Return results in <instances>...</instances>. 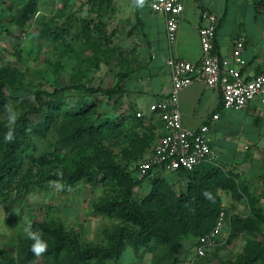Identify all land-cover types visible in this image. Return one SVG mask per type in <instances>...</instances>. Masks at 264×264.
<instances>
[{
    "label": "rangeland",
    "instance_id": "rangeland-1",
    "mask_svg": "<svg viewBox=\"0 0 264 264\" xmlns=\"http://www.w3.org/2000/svg\"><path fill=\"white\" fill-rule=\"evenodd\" d=\"M95 3L92 7L89 0H0V141L34 103L31 93L75 85L111 88L120 75L141 67L142 39L133 29L135 0ZM134 79L125 83L120 96H89L69 89L58 97L62 109L56 122L42 134L30 135L21 153L22 170L31 179L29 189L18 193L0 187V251L16 259L22 246L33 241L24 232L26 225L43 240L60 232L72 235L81 246H105L108 235L127 226L107 208L118 191L114 181L101 175L91 181L86 176L59 179L80 169L101 174L109 166L123 168L139 182L133 193L137 201L148 196L154 178L169 184L177 195L187 192L182 175H139V165L154 145L156 123L150 124L146 115L135 119L136 112L143 111L129 101ZM87 108L72 118L64 115ZM217 193L228 222L204 257L193 256L196 237L179 234L172 253L153 241L137 250L126 243L119 257L107 264H232L247 240L263 239L264 222L249 212L236 213L229 205L228 198L236 201L231 192ZM232 223L238 228L234 235ZM30 264L61 263L36 254Z\"/></svg>",
    "mask_w": 264,
    "mask_h": 264
},
{
    "label": "trees",
    "instance_id": "trees-1",
    "mask_svg": "<svg viewBox=\"0 0 264 264\" xmlns=\"http://www.w3.org/2000/svg\"><path fill=\"white\" fill-rule=\"evenodd\" d=\"M95 1L97 5H102L108 0H89L92 7H95ZM263 3L264 0H260L255 6ZM138 9L136 4L134 30L142 23L138 16ZM19 24L22 23L19 22ZM1 26L0 18V29ZM213 50L217 51L215 44ZM135 77L136 70H131L120 75L118 83L111 88H87L75 85L55 89L52 92L35 91L31 93L34 103H31L29 109L17 118L12 128L5 131L0 141V187L6 191L13 190L18 193L29 189L31 179L27 178L25 171L22 170L23 147L30 135H40L56 122L62 109V104L58 102L61 94L69 89H75L80 94L89 96L99 95L109 98L120 96L126 91L125 83ZM97 103V101L92 103L91 107H96ZM86 110L88 108L73 113L65 111L64 115L72 118L85 113ZM135 119L140 120V118ZM111 124L116 123L111 122ZM85 130L86 128H83L79 131ZM9 132L14 134L12 141L5 139ZM149 174L150 172L145 177H149ZM175 174L187 179L185 194L177 195L169 184L160 178H154L150 193L141 201L135 200L133 196L134 188L139 185V182L133 181L128 172L116 165L109 166L101 174H92L80 169L71 177L59 176L60 180L67 182L70 178L76 180L85 176L91 181L99 175L102 179L114 181L118 186V191L107 208L127 226L118 227L108 235V242L105 246H81L72 235L58 232L52 240H45L48 244L47 251L40 254L61 264H107L110 259L119 257L126 243L137 250L140 247H147L151 241L167 246L172 253L177 248L176 240L179 234H191L197 240L212 230L222 207L218 190L231 192L236 201L241 198V195L237 194L240 185L236 178L226 174L221 167L215 164L202 163L190 172L178 170ZM205 192H210L212 198L206 197ZM246 201L250 216L264 222L262 211L257 206V200L246 197ZM232 226L234 227L233 234L238 228H235L234 223ZM169 231H174L173 236L169 234ZM33 243L34 241L24 244L16 259L10 257L7 252L0 251V264H30L36 256V253L32 251ZM232 264H264V236L262 240L255 238L247 240L242 253Z\"/></svg>",
    "mask_w": 264,
    "mask_h": 264
},
{
    "label": "crops",
    "instance_id": "crops-1",
    "mask_svg": "<svg viewBox=\"0 0 264 264\" xmlns=\"http://www.w3.org/2000/svg\"><path fill=\"white\" fill-rule=\"evenodd\" d=\"M259 1L183 0L176 39L169 43L164 18L150 10L151 0H144L142 5L135 0L142 22L137 27V36L142 39L139 49L144 62L136 71L129 101L143 111L150 124L156 123L152 129L154 144L166 130L158 117L149 112V106L170 90L166 65L169 58L192 63L200 60L198 30L202 25V9L210 10L219 19L214 37L216 53L229 59L234 39L243 36L242 57L246 66L242 68V75L249 78L264 72V3L256 7ZM179 109L185 127L198 128L206 122L212 123L208 139L217 153V166L234 176L240 185L237 194L241 198L238 201L228 198L229 205L234 206L236 213H248L246 197L254 198L264 217V106L253 102L243 110H225L221 107L218 89L194 82L180 92ZM214 114H219V119L212 122Z\"/></svg>",
    "mask_w": 264,
    "mask_h": 264
},
{
    "label": "built area",
    "instance_id": "built-area-1",
    "mask_svg": "<svg viewBox=\"0 0 264 264\" xmlns=\"http://www.w3.org/2000/svg\"><path fill=\"white\" fill-rule=\"evenodd\" d=\"M183 0H151L149 8L164 18L166 38L169 43L176 39ZM202 25L198 30L201 58L192 63L171 57L166 65L169 69V92L149 106L166 132L152 146L139 165L140 177L159 173H175L178 170L190 172L202 163L218 164L217 153L212 149L208 135L212 123L206 122L198 128H188L182 123L179 109V94L188 85L201 82L220 92L221 107L225 110H243L253 102L264 106V72L244 77L242 68L246 61L242 57L245 46L243 36L234 39L230 58L214 52V37L218 17L208 9L200 12ZM136 117L144 116L136 112ZM219 119L214 114L212 122ZM224 207L217 216L214 227L200 236L195 243L193 256L202 258L215 245L228 222Z\"/></svg>",
    "mask_w": 264,
    "mask_h": 264
},
{
    "label": "clouds",
    "instance_id": "clouds-1",
    "mask_svg": "<svg viewBox=\"0 0 264 264\" xmlns=\"http://www.w3.org/2000/svg\"><path fill=\"white\" fill-rule=\"evenodd\" d=\"M144 0H138V3L142 5ZM12 120H15V117L13 116L11 118ZM5 139L8 141H12L14 139V134L13 132H9L6 134ZM58 187H61V185H57ZM205 196L208 197L209 199L212 198L210 192H205ZM24 232L26 233L27 238L32 239L34 241L32 245V251L39 255L40 253H43L47 251L48 244L47 241L43 240L41 238V233L33 231L31 228V225H26L24 228Z\"/></svg>",
    "mask_w": 264,
    "mask_h": 264
}]
</instances>
